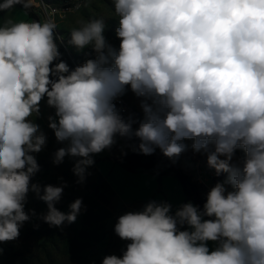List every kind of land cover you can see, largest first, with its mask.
<instances>
[{"label":"clouds","instance_id":"1","mask_svg":"<svg viewBox=\"0 0 264 264\" xmlns=\"http://www.w3.org/2000/svg\"><path fill=\"white\" fill-rule=\"evenodd\" d=\"M16 4L39 6L3 0L0 11ZM113 4L119 48L106 41L103 19L82 22L69 44L91 46L96 56L74 70L64 61L53 64L60 57L53 20L0 26V243L17 240L37 215L25 210L30 192L46 204L38 218L50 227L72 224L86 211L82 198L68 212L56 207L68 186L62 178L58 186L32 183L40 171L35 154L48 138L31 118L47 97L55 109L49 128L65 145L52 162L74 158L79 184L94 155L110 150L118 136L138 139L133 151L159 149L173 162L191 140L209 168L227 174L202 209L188 202L173 213L171 204L152 200L121 215L114 231L129 243L102 264H264V0ZM129 88L143 112L135 128L134 116L126 119L114 103ZM238 149L244 157L234 161Z\"/></svg>","mask_w":264,"mask_h":264},{"label":"rangeland","instance_id":"2","mask_svg":"<svg viewBox=\"0 0 264 264\" xmlns=\"http://www.w3.org/2000/svg\"><path fill=\"white\" fill-rule=\"evenodd\" d=\"M50 1L60 10V16H56L55 32L69 59L70 70H74L78 65L96 56L91 46L78 50L69 44L71 31L79 28L82 22L103 19L105 22L103 34L106 41L114 48H119L120 40L115 32V29L119 27V17L115 14L113 0H72L71 4H67L66 0ZM75 5L77 7H74ZM19 19L20 15L17 14L16 21ZM61 37L63 39H60ZM126 99L136 114L138 122L141 121L143 112L140 108V98H137L129 88ZM134 125L138 127V123ZM116 139L117 143L113 147L122 150L125 147L123 139L119 136ZM187 141L193 143L191 140ZM112 153L114 149H106L94 157L98 156L102 162H106L108 159L111 160ZM52 154L53 150L49 144L40 153L35 154L40 171L32 178V183H39L42 187L47 184L58 186L62 178L68 186L64 189L56 207L63 212H68L69 205L75 199L82 198L86 211H82L72 224H65L59 228L50 227L38 218L41 213L47 211L46 204L30 192L25 210H35L37 215L24 223L17 240L0 243V249H3L0 254V264H102L103 258L107 255L120 256L129 242L116 235L114 226L118 218L127 211L119 209L116 202L113 203L109 191L100 181L93 184L94 187L89 179L79 184L76 182L75 175H68V170H64L66 177L58 176L57 173H60L62 168H66L68 162L63 161L60 165H56L55 174H53ZM201 155L207 161L206 154L201 153ZM243 157V151L238 149L234 161ZM175 162L181 165L180 157ZM156 184L154 192L147 197V203L152 200L165 201L171 204L173 213L180 205L188 203L182 198L178 181L174 177L166 176L162 182L161 178L158 181L156 177ZM133 193L135 194L130 199L137 197L140 199L136 200H144L145 194L142 191ZM140 204L134 202L133 206ZM187 228L188 226L185 225L181 230H187ZM208 246L212 250L216 245L214 242H208Z\"/></svg>","mask_w":264,"mask_h":264},{"label":"crops","instance_id":"3","mask_svg":"<svg viewBox=\"0 0 264 264\" xmlns=\"http://www.w3.org/2000/svg\"><path fill=\"white\" fill-rule=\"evenodd\" d=\"M2 2L3 0H0V3ZM17 14L20 15V19L18 21H16ZM9 20L13 23H18L21 21L32 22L27 14L17 5L8 10L0 11V26H3ZM49 116H55V109L47 105V97H45L40 102L39 116H34L31 119H33V121L40 126L41 130L45 132L48 138L47 144L51 146L54 153L58 148L65 145L56 141L54 132L49 128ZM93 159L95 163L93 166L88 168L87 171L90 174L86 177V179H89L92 187H94L93 184H96L100 181L101 184H103L109 191L110 198H112L113 203L115 204L116 202L119 209H123V211L129 212L142 210L145 206L144 203H147V197L150 195V193H153L156 188V176L149 172L130 173L124 171L119 165H117L110 159H108V161L106 162H102L101 158H99L98 156L93 157ZM64 161L68 162V165L66 166V168H62L61 172H58L57 175L66 177V173L64 172V170H68V175H74L72 172V168L74 166L75 159L66 156ZM55 167L56 165L53 164L51 158V168L53 174H55ZM164 178H166V176L161 177V182ZM138 190L142 191V193L145 194V196L143 197L144 200H136L140 199L137 197L136 199H130V197L135 194L133 192H137ZM182 198L185 199L183 194ZM134 202H138L141 204L138 206H133ZM130 208H133L134 210H131Z\"/></svg>","mask_w":264,"mask_h":264},{"label":"trees","instance_id":"4","mask_svg":"<svg viewBox=\"0 0 264 264\" xmlns=\"http://www.w3.org/2000/svg\"><path fill=\"white\" fill-rule=\"evenodd\" d=\"M16 5L27 14L31 21H38V18L29 8H24L22 4ZM54 36L57 38L56 43L58 46V51L60 52V57L58 61H54L53 64L58 63L59 61H64L68 64V66H70L69 59L66 57L65 49L60 43L55 31ZM133 127L135 128V125H133ZM122 139L123 144L125 145L122 150L118 149L117 147H112L110 149H114V153L111 155V160L114 163L119 165L124 171L130 173H152L158 178V181H160V178L163 176L174 177L178 181L181 192L184 195L186 201L193 203L201 209L203 208L205 201L201 199L198 187L190 180V178L184 173V171L176 162L169 160L159 150H156L152 155H144L138 151H133V146L138 145L139 140L136 138L131 140L126 138Z\"/></svg>","mask_w":264,"mask_h":264},{"label":"built area","instance_id":"5","mask_svg":"<svg viewBox=\"0 0 264 264\" xmlns=\"http://www.w3.org/2000/svg\"><path fill=\"white\" fill-rule=\"evenodd\" d=\"M67 1V4L72 3V0H66V2ZM36 2L39 6H33L29 9L38 18V21L44 22L45 20L51 19L56 22V16H60L58 7L50 0H36ZM74 7H77V5ZM127 92L116 99L114 103L123 117L127 119L129 115H133L138 123L136 114L126 99ZM183 142L189 145V148L180 156L181 165H179V167L198 187L201 199L206 202L208 191L215 186L216 183L225 181L227 179V174L221 173L217 175L214 169L208 167L205 157L202 156L201 153H196L191 149V142L187 140ZM226 187H228V190H231L230 186Z\"/></svg>","mask_w":264,"mask_h":264}]
</instances>
